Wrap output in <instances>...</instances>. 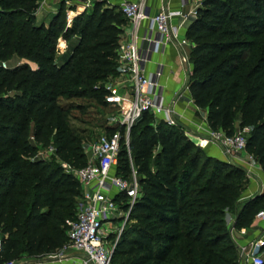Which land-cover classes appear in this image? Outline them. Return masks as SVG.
Returning <instances> with one entry per match:
<instances>
[{
    "label": "trees",
    "instance_id": "16d2710c",
    "mask_svg": "<svg viewBox=\"0 0 264 264\" xmlns=\"http://www.w3.org/2000/svg\"><path fill=\"white\" fill-rule=\"evenodd\" d=\"M39 1L0 0V264L66 244L81 189L63 164L81 168L87 157L69 120L83 106L61 100L108 105L104 84L117 74L126 24L121 11L101 2L70 26L61 2L38 24ZM72 36L76 42L58 60L57 40ZM185 36L194 105L206 109L212 130L246 128V150L264 173V0H202ZM15 58L24 62L1 67ZM129 149L141 189L111 264H239L226 216H234V228H248L264 210V191L241 199L245 169L207 155L181 123H155L148 112L132 126ZM129 164L122 143L117 173L128 177Z\"/></svg>",
    "mask_w": 264,
    "mask_h": 264
},
{
    "label": "built area",
    "instance_id": "2783aa9c",
    "mask_svg": "<svg viewBox=\"0 0 264 264\" xmlns=\"http://www.w3.org/2000/svg\"><path fill=\"white\" fill-rule=\"evenodd\" d=\"M187 5H190L187 12L170 9L167 5H161L152 12L147 0H126L121 3L120 10L126 18V24L116 49L117 74L113 81L104 84L105 103L116 111L111 121L116 131L101 134L84 146L87 157L85 166L71 168L63 164L65 171L75 177L81 189L75 217L67 221V242L52 254L26 262L10 260L1 264H38L44 258L62 260L66 257L62 256L66 250L82 253V264H111L113 250L124 228L117 232L115 242L108 246L106 225L111 224L116 217L129 218L141 189L130 156L131 128L145 112L152 114L155 123L163 121L177 125L180 121L173 107L165 103L159 82L164 65L155 57L162 54L168 45H175L185 74L191 72L186 50L191 47V42L180 31L188 17L196 15L201 1L181 0L182 8ZM177 19L178 22L174 23L173 20ZM1 67H7L5 61L1 62ZM196 131L222 147L230 157L247 152L246 128L227 135L222 130H212L204 122L203 125H197ZM122 143L129 156L128 177L117 173ZM254 219L264 222V210L258 211ZM1 246L0 236V251ZM238 256L239 264L242 261L244 264H264V237L238 247Z\"/></svg>",
    "mask_w": 264,
    "mask_h": 264
},
{
    "label": "crops",
    "instance_id": "0c3cea01",
    "mask_svg": "<svg viewBox=\"0 0 264 264\" xmlns=\"http://www.w3.org/2000/svg\"><path fill=\"white\" fill-rule=\"evenodd\" d=\"M200 1L202 2V0ZM147 4L150 6L152 12L157 11L161 5H167L170 9L174 10L182 9L184 12H187L190 8V5H187L182 8L181 0H147ZM194 17L195 16H189L188 19L185 21L183 28L180 31L181 35L186 34L187 27L194 19ZM173 22H178V19L173 20ZM186 50L189 52L190 48H187ZM155 60L161 61L164 65V70L162 76L159 79V82L162 86V93L164 96L165 103L173 107L174 111L180 118V123L184 124L189 129V133L192 134L191 139L199 147H201L204 152L209 156L232 163H245V160H238L236 158L226 155L218 144L214 143L211 140L203 138L202 133H197V125H203V123L206 121H201L197 117L196 112H200L202 109L197 108L194 105L191 99V95L187 88L186 91H184V93L182 94L183 98L181 96L177 97L176 91L179 89L180 83L182 81V76L183 74H185V72L184 68L179 63L178 50L175 45H168L162 54L156 55ZM21 62L24 61L19 60L17 63ZM30 65L32 67H35V64L33 63H30ZM180 97L181 99H179ZM202 111L207 114L206 109H203ZM246 166L247 165H245L244 168H247L246 170L250 172V170ZM255 173L257 174V180L256 178L250 175L248 185L242 193V200L250 198L264 191V173L258 163ZM226 219L228 228L230 229L231 237L234 243H236L237 247L246 245L249 241L253 239L264 237V222L262 221H257L254 219L250 227L236 229L233 227L234 216L228 213ZM83 258L84 255L82 253L71 251V253H69L62 260L44 258L42 260H39L38 264H82ZM29 260L30 258H27L25 262ZM240 264H244V262L242 261Z\"/></svg>",
    "mask_w": 264,
    "mask_h": 264
},
{
    "label": "rangeland",
    "instance_id": "374dc122",
    "mask_svg": "<svg viewBox=\"0 0 264 264\" xmlns=\"http://www.w3.org/2000/svg\"><path fill=\"white\" fill-rule=\"evenodd\" d=\"M124 1L126 0H40L39 9L36 13V22L38 24L41 22L47 23L50 16L57 11L58 5L61 2L63 3L64 6V16H65L66 24L70 26L72 24L73 18L76 15L82 13L84 10L89 12L92 9L95 2H101L104 8L108 7L113 9L115 12L116 11L119 12L121 11L120 5ZM87 3L89 4L88 6ZM45 7L48 10H46ZM76 40L77 37L75 36L70 37L69 40H65L63 37H59L56 45V57L58 60H61L64 57L65 53H68L70 51L71 46L76 42ZM18 61L19 60L15 58L9 62H6V64L7 66H9L17 63ZM188 76L189 75L187 74H183L179 89L176 91L177 97L179 96L182 97L183 96L182 94L184 93V91H186ZM113 80H114V76H110L105 80V82H110ZM181 97L179 99H181ZM61 102L63 104L83 106V108L81 109L73 108L70 112V119H69L71 126L80 132L78 135L82 138L81 144L83 147L86 146L88 143L94 141L101 134H105L104 127L111 126V121L113 120V117L115 116V112H116L115 108H113L112 106L106 105L103 107L91 98H76L70 100L63 99L61 100ZM202 110L200 112L197 111L196 115L201 121H206V114ZM182 125L185 126L184 124ZM189 132H187V134L191 138L192 134H190ZM222 150L224 151L223 148ZM44 154L49 155V151ZM250 156L253 155L247 151L246 153L233 156V158H236L238 160L240 159L243 161L245 160V163L236 162L235 164L242 165L241 167L245 169L246 176L248 177V179L251 175L257 180V174L255 173L257 169V162L254 159V157L251 158ZM245 165H247L246 167H248L250 172L246 170L247 168H244ZM125 219L126 218L124 217H116L112 219L111 224L106 225L107 227L106 244L108 246H111L115 242L117 232L120 229L124 228L126 223L129 221V218H127L126 220ZM69 253H71V251L66 250L65 252L62 253V256L65 257ZM25 260H27V257L25 255H22L15 262L19 263Z\"/></svg>",
    "mask_w": 264,
    "mask_h": 264
},
{
    "label": "water",
    "instance_id": "95a60500",
    "mask_svg": "<svg viewBox=\"0 0 264 264\" xmlns=\"http://www.w3.org/2000/svg\"><path fill=\"white\" fill-rule=\"evenodd\" d=\"M184 128L186 129L187 132H189V129L187 127L184 126ZM235 245H236V243H235Z\"/></svg>",
    "mask_w": 264,
    "mask_h": 264
}]
</instances>
